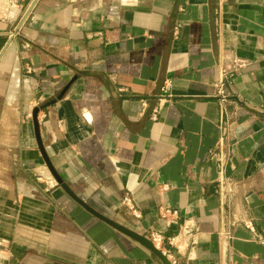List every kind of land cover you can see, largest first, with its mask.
Masks as SVG:
<instances>
[{"label": "crops", "instance_id": "1", "mask_svg": "<svg viewBox=\"0 0 264 264\" xmlns=\"http://www.w3.org/2000/svg\"><path fill=\"white\" fill-rule=\"evenodd\" d=\"M35 3L0 0V264H162L45 166L32 113L74 79L39 120L76 194L140 234L196 226L182 256L169 249L182 264H264V0ZM224 71L234 144L225 174L244 179L225 201L215 155ZM163 207L178 215L164 220Z\"/></svg>", "mask_w": 264, "mask_h": 264}, {"label": "built area", "instance_id": "2", "mask_svg": "<svg viewBox=\"0 0 264 264\" xmlns=\"http://www.w3.org/2000/svg\"><path fill=\"white\" fill-rule=\"evenodd\" d=\"M239 2L242 0H238ZM248 62L246 61H238L236 65V73H238V69L246 66ZM222 79L218 82L216 85V94H215V99L216 102L220 108L221 115H220V120L218 122V127H219V133H220V146L218 148V152L215 153V155H218L220 160V179L217 183L218 189H219V194L221 196V199L223 201L229 199L233 195L237 194L241 179H230L226 177V160H228L229 156L227 155V151L231 149L234 144L230 142V137L232 134V128L229 123V120L227 119V105H228V100L230 97L229 92L227 91L226 88V80L229 77V73L227 71H224L222 74ZM231 76H234L233 74ZM163 97L166 96H171L169 93V87H165L164 90L162 91ZM153 119L158 120L159 119V112L158 110H155L153 114ZM163 190H168V186L165 185ZM134 200L131 195L125 196L124 198V205L126 207H129L130 209H134ZM160 215L164 220H167L166 218L168 216H176L178 215L177 212H174L166 207H163L161 209ZM139 219V217H137ZM237 224V222H235ZM234 224V225H235ZM251 224V223H250ZM198 234H200V230L194 226H184L182 228L181 232L179 235L175 237H167L161 232L153 231L149 232L146 234L148 239L153 243V245L161 250L164 254H167L169 259L171 260L172 264H182L180 261V258L178 256H174L173 254L170 253L169 249H173L177 252L178 255L182 256V250L179 247V244L186 239H189L191 237L195 238ZM221 237L226 241L230 240L233 237V232L230 230H226L221 233Z\"/></svg>", "mask_w": 264, "mask_h": 264}, {"label": "water", "instance_id": "3", "mask_svg": "<svg viewBox=\"0 0 264 264\" xmlns=\"http://www.w3.org/2000/svg\"><path fill=\"white\" fill-rule=\"evenodd\" d=\"M38 1L39 0H36V3ZM36 3H35V5H36ZM33 9H34V7L31 9L30 13L25 18L26 20L30 16ZM75 82H76V79H74L72 82H70L56 96L55 99H51L48 102H46L45 104H42L41 106L36 107L32 113V120H33V125H34V130H35V136H36L38 151L41 154V157L45 163V166H46L48 172L50 173L52 178L56 181L58 186H60L72 200H74L78 205H80L82 208H84V210H86L89 214H91L92 216H94L95 218L100 220L101 222L105 223L109 227L113 228L114 230H116V231L120 232L121 234L135 240L136 242H138L139 244H141L142 246H144L145 248L150 250L159 259V261L162 264H172L168 255L164 254L161 250L157 249L153 245V243L146 237L145 234H140V233H137L133 230H130V229L118 224L117 222H115L111 218L102 215L101 213L96 211L90 204H88V202H86L78 194H76L72 190V188L63 180L62 176L59 174L58 170L56 169V167L52 163L50 157L48 156L47 151H46L45 142H44L43 136H42L39 115H40V113L45 111L47 108L55 105L59 101H62L66 97V95L68 94V92L70 91V89L72 88V86Z\"/></svg>", "mask_w": 264, "mask_h": 264}, {"label": "trees", "instance_id": "4", "mask_svg": "<svg viewBox=\"0 0 264 264\" xmlns=\"http://www.w3.org/2000/svg\"><path fill=\"white\" fill-rule=\"evenodd\" d=\"M11 264H17V262H12Z\"/></svg>", "mask_w": 264, "mask_h": 264}, {"label": "rangeland", "instance_id": "5", "mask_svg": "<svg viewBox=\"0 0 264 264\" xmlns=\"http://www.w3.org/2000/svg\"><path fill=\"white\" fill-rule=\"evenodd\" d=\"M171 261V260H170Z\"/></svg>", "mask_w": 264, "mask_h": 264}]
</instances>
